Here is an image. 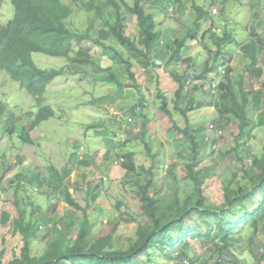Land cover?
I'll return each mask as SVG.
<instances>
[{
  "label": "rangeland",
  "instance_id": "1",
  "mask_svg": "<svg viewBox=\"0 0 264 264\" xmlns=\"http://www.w3.org/2000/svg\"><path fill=\"white\" fill-rule=\"evenodd\" d=\"M82 1L65 0L74 8L68 24L76 30H90L107 46L113 44L107 27L82 7ZM127 1L134 3V0ZM198 3L209 6L214 16L203 22L196 40L190 36L197 16L191 2L185 0L169 6L167 3L145 4L155 16L162 32V42L149 57L131 55L135 79L128 72L120 71L111 50L100 44L84 41L75 47L73 57L92 61L86 64L74 63L61 56L34 53L33 58L39 67L64 69L65 72L48 85L42 102V105H51L55 115L30 131L31 142L22 139L19 127L25 126L29 130L30 113L37 112L39 103L17 81L0 70V102L6 105L4 116L0 117V256L3 254L5 262L14 254H20L23 246L22 236L13 231L12 224L2 223L5 211L13 217L18 216L16 194L28 219L33 210L34 220L45 218L37 224L38 230L32 241L33 253H42L52 238L68 230L66 226L72 220L78 223L84 215L82 208L93 200L92 196H95L94 207L102 224L119 217L120 225L112 246L126 250L131 240L137 237L139 222L145 219L139 184L153 179L151 192L159 193L162 209H167L177 199L185 200L197 189L194 180L187 175V165L196 158L191 142L181 133V129L188 126L195 129L199 142L195 170L211 171L203 185L208 202L222 204L226 187H236L239 181H243V168L246 165L257 168L252 161L255 156L262 155L264 126H250L238 142L237 122L234 118L227 121L225 116L221 117L214 106L218 95L216 86L227 73L225 62L220 61L217 71L199 82L195 76L204 70L205 61L210 57L209 48L215 49L210 38L211 29L217 33L225 31L220 16L226 17L228 29L234 32L236 39L251 42L252 22L256 30L263 31L260 22L264 21V0H198ZM13 17L12 1L3 0L0 21L7 24ZM204 33H207L205 39L202 38ZM127 34L132 37L139 34L133 15H129ZM183 39L186 40L183 60L169 64L171 46L174 41ZM226 50L235 55L228 65L233 69L231 78L236 80L250 64V52L240 49L236 43L228 45ZM257 55L258 65L264 70V49ZM109 66L123 82L122 87L97 78L104 76L107 73L104 69ZM173 72L185 77L181 84L185 83V91L191 98L199 103L205 101L202 107L190 111L189 122L174 106L180 82ZM161 96L167 98L168 108L174 111L172 115L161 109ZM254 102L251 114L260 119L264 115V94H255ZM12 125L16 129L14 134L8 129ZM205 137L208 143L204 145ZM128 153L132 154L130 162L135 172H128L124 164L122 155ZM52 166L61 173L65 168L69 169L64 182L73 189V196L82 208L71 207L58 194L46 195L51 188L48 184ZM35 173L41 175L42 187L28 181ZM19 181L21 188L18 187ZM240 233L239 246L247 247L253 232L246 226ZM256 234L261 257L264 253V218ZM213 247L195 238L189 247L180 249L178 246L175 251L183 252L182 255L186 254L199 263L209 261L208 264H214L215 258H211ZM153 255L156 261L152 264H177L179 261L177 258L169 261L156 251ZM239 257V264H257V259L245 249L240 250Z\"/></svg>",
  "mask_w": 264,
  "mask_h": 264
},
{
  "label": "trees",
  "instance_id": "2",
  "mask_svg": "<svg viewBox=\"0 0 264 264\" xmlns=\"http://www.w3.org/2000/svg\"><path fill=\"white\" fill-rule=\"evenodd\" d=\"M3 0H0V8ZM14 6V17L7 24L0 21V70L6 73L14 81H17L21 88L36 98L39 103L37 112L30 113L31 123L27 130L25 126L19 127V133L25 142H31L30 131L41 122L49 120L55 115V109L51 105H42L48 85L59 75L65 72L64 69H43L39 67L33 54L41 52L55 57L69 58L74 63H91L88 58H74L75 47L87 41L91 44H100L111 50L113 59L119 66L120 71L128 72L129 76L135 79L132 71V54L149 57L152 50L162 42V32L158 29V23L153 13L146 9V3L162 5V3L179 4L185 0H134L131 4L127 0H83L82 7L93 13L95 19L101 20L107 27L113 44L107 46L105 41L95 38L90 30H76L68 24V20L74 14V8L65 0H11ZM192 3L196 11L194 21L195 28L190 30V36L196 40L203 22L207 18H213V10L209 6L200 5L198 0H187ZM169 8V7H167ZM222 11V10H221ZM129 15L136 17L139 34L132 37L127 34ZM225 16V15H223ZM226 18V17H225ZM220 16V22L224 26L223 33L212 30L210 38L215 49L209 48L210 57L205 61L204 70L197 73L195 78L199 82L203 78L214 74L218 69L220 61L225 62V79L216 86L218 95L215 99V107L221 117L225 116L227 121L234 118L239 127L237 135L238 142L242 139L250 126H264V115L255 119L251 114L254 108V95L264 94V81L262 77L264 70L258 65L257 53L264 49V21H261L263 33L256 30L255 23H251V42L236 39L234 32L228 29L227 20ZM227 28V29H226ZM207 33L202 35L206 38ZM248 39V38H247ZM246 39V40H247ZM204 43V42H203ZM240 49L250 52V64L246 67L245 73L240 74L236 80L231 78L233 69L228 65L234 53H229L226 47L235 44ZM119 46V47H118ZM186 40H176L171 46V53L168 63H178L184 58L183 49ZM126 54L128 56H126ZM212 57V58H211ZM98 67V66H97ZM105 75L97 78L105 82L116 83L122 87L123 82L112 66L105 68ZM173 75L180 82L176 91L175 109L183 114L189 122V113L194 108L202 107L204 102H198L191 98L188 91H185V83H182L184 76L173 72ZM190 77V75H187ZM140 85L137 83V87ZM185 92V93H184ZM184 93V95H183ZM161 109L169 115L174 111L168 108V101L165 96ZM185 103L183 106L184 102ZM6 112V105L0 102V117ZM10 122V120H8ZM10 125V124H9ZM14 125L9 129L15 133ZM178 129L177 127H175ZM214 128V125H213ZM195 129L186 127L181 129L185 138L191 142L196 158L187 165V175L196 183V190L185 200L177 199L167 209L160 207L161 197L159 193H152L153 179L150 178L145 184H139V195L145 219L140 221L136 230V238L131 240L129 247L124 249L114 248V236L120 225L119 217L109 219L102 224L100 216L95 211V196L86 207H81L73 196V189L65 184L64 179L69 173L65 168L61 173L56 167H51V179L48 184L49 191L46 195H59L64 198L67 204L74 208L83 209V218L72 220L67 224L68 229L52 238L42 253H33L32 241L35 239L38 230L37 224L41 222L39 217L34 220L33 210L30 218H27V211L20 205L19 195L15 199L18 216L13 217L8 211L2 215V223L12 224L13 231L19 233L23 239V246L20 254H14L8 262L0 256V264H152L156 261L154 252L165 256L169 261L177 260V264H184L188 258L196 261L188 255H182L175 251L189 247L191 240L197 238L213 245L211 258H215L214 264H239L240 250L249 251L255 258L257 264H261L264 253L261 257L257 250V230L260 221L264 218V147L262 155L255 156L251 165H246L236 187H226L224 191L225 201L216 205L208 202L204 194L203 185L205 179L210 177V169L204 171L195 170L198 162L199 142ZM204 145L208 142L203 138ZM199 151V152H198ZM128 172H135L133 163L130 162L131 153L122 155ZM83 164H88L83 161ZM21 176V174L19 175ZM237 177L238 174L236 173ZM31 184L42 187L41 175L34 174L28 180ZM21 181L18 187L21 188ZM214 219V222L211 221ZM101 225H100V224ZM250 227L252 235L247 241V247L239 246L241 240L240 231L244 227ZM240 229V231H239ZM181 244V245H180ZM264 250V249H263ZM177 252V256L176 255ZM264 252V251H263ZM239 257V258H238ZM238 258V259H237ZM232 260L233 262H229ZM205 261L199 264H208Z\"/></svg>",
  "mask_w": 264,
  "mask_h": 264
},
{
  "label": "built area",
  "instance_id": "3",
  "mask_svg": "<svg viewBox=\"0 0 264 264\" xmlns=\"http://www.w3.org/2000/svg\"><path fill=\"white\" fill-rule=\"evenodd\" d=\"M211 127H213V125H211ZM184 264H199L198 261H192L188 258L184 259Z\"/></svg>",
  "mask_w": 264,
  "mask_h": 264
}]
</instances>
